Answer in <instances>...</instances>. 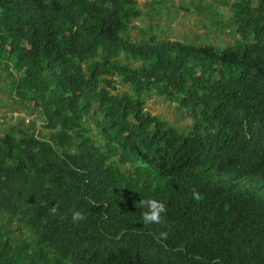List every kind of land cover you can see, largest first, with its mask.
<instances>
[{
  "label": "trees",
  "instance_id": "obj_1",
  "mask_svg": "<svg viewBox=\"0 0 264 264\" xmlns=\"http://www.w3.org/2000/svg\"><path fill=\"white\" fill-rule=\"evenodd\" d=\"M164 3L0 0V81L37 113L0 129V264H264V0L181 5L217 42L134 23Z\"/></svg>",
  "mask_w": 264,
  "mask_h": 264
},
{
  "label": "rangeland",
  "instance_id": "obj_2",
  "mask_svg": "<svg viewBox=\"0 0 264 264\" xmlns=\"http://www.w3.org/2000/svg\"><path fill=\"white\" fill-rule=\"evenodd\" d=\"M138 1L142 3L145 0ZM190 1L191 0H166V3H164L163 6L159 7L163 12L161 15L157 17L145 13L143 18L135 20L134 23L142 27H147L151 25V23L156 24L157 29L155 28L154 32L159 33L160 36L164 35L171 39H178L182 41H188L193 39L194 41L200 42H208L209 40H211L217 42V37H212L209 39L205 37L204 28L208 29L210 25L205 17L206 11L203 12V23L205 25L201 26V15L197 14V12H193L191 10L187 11L184 8H180L181 5H189ZM223 8L226 11L228 6H224ZM128 33L134 37L137 36V32L135 29H129ZM220 36V38H225L224 35ZM8 88L9 86L4 85V80H1L0 129L8 127L9 124H15L19 122L21 116L25 117V122L37 116L36 112H28L20 104L14 103V101L11 100V98L9 97ZM145 106L146 109L152 114H156L162 118H165L175 125L186 124L187 122H189L188 119L179 118L180 116L174 108V103L167 102L158 95H152L151 97H149ZM42 131L47 132L45 128H42Z\"/></svg>",
  "mask_w": 264,
  "mask_h": 264
},
{
  "label": "clouds",
  "instance_id": "obj_3",
  "mask_svg": "<svg viewBox=\"0 0 264 264\" xmlns=\"http://www.w3.org/2000/svg\"><path fill=\"white\" fill-rule=\"evenodd\" d=\"M194 195L198 198V194L195 193V190L193 189ZM138 206L144 211L141 213V221L145 225L149 224H159L162 222V213L166 212V206L164 203L156 200V199H141L138 202ZM52 212L55 213L57 210L55 206L52 207ZM86 220V216L83 212L73 210L72 211V221L73 223H79L81 221ZM167 233H160L161 237L166 238Z\"/></svg>",
  "mask_w": 264,
  "mask_h": 264
}]
</instances>
